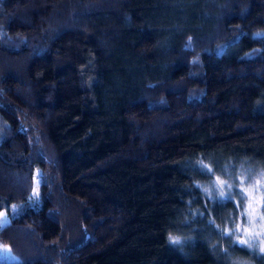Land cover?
I'll use <instances>...</instances> for the list:
<instances>
[{
	"label": "trees",
	"instance_id": "16d2710c",
	"mask_svg": "<svg viewBox=\"0 0 264 264\" xmlns=\"http://www.w3.org/2000/svg\"><path fill=\"white\" fill-rule=\"evenodd\" d=\"M3 210L0 264H264V0H0Z\"/></svg>",
	"mask_w": 264,
	"mask_h": 264
},
{
	"label": "rangeland",
	"instance_id": "374dc122",
	"mask_svg": "<svg viewBox=\"0 0 264 264\" xmlns=\"http://www.w3.org/2000/svg\"><path fill=\"white\" fill-rule=\"evenodd\" d=\"M38 185H39V178L36 177L34 179V190L33 192L36 194L38 193ZM253 187L251 186V188L249 187V191H248V197L249 199H247V209L248 211L252 214H255L256 212V209H257V205H258V202L259 200L257 199L255 204L252 205V202H251V198H253L256 193L254 191V194H253ZM0 213H2L3 215L0 216V227H2L4 224L8 223L9 221V214L7 211H1ZM17 260V257L8 249L7 246H5L4 244L0 243V261H15Z\"/></svg>",
	"mask_w": 264,
	"mask_h": 264
},
{
	"label": "snow or ice",
	"instance_id": "6c2138e0",
	"mask_svg": "<svg viewBox=\"0 0 264 264\" xmlns=\"http://www.w3.org/2000/svg\"><path fill=\"white\" fill-rule=\"evenodd\" d=\"M205 174H208V170H207V169H205ZM221 196L224 197L223 192H221ZM224 198H225V199H230V197H224ZM2 215H3V214L0 213V216H2ZM170 239H172V242H173V243L178 242V240H176L175 238H171V237H170ZM237 243H238L241 247H243L245 244L248 243V241H246V240H241V241H238ZM262 251H264V249H262Z\"/></svg>",
	"mask_w": 264,
	"mask_h": 264
}]
</instances>
